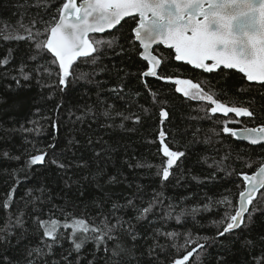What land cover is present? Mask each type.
Returning <instances> with one entry per match:
<instances>
[{
    "label": "trees",
    "instance_id": "trees-1",
    "mask_svg": "<svg viewBox=\"0 0 264 264\" xmlns=\"http://www.w3.org/2000/svg\"><path fill=\"white\" fill-rule=\"evenodd\" d=\"M63 3L0 0V264H61L65 256L64 264H174L197 242L204 248L186 264H264V188L241 227L218 235L226 212L237 208L240 175L264 162V144L233 139L223 122L239 120L228 124L233 128L264 124V85L234 70L192 68L161 46L154 49L158 78L144 77L148 66L138 44L130 43L132 17L110 33L90 36L102 43L74 61L60 85L58 63L35 43L46 39ZM29 32L40 36L30 39ZM176 79L199 83L220 102L254 115L214 116L209 101L177 92ZM161 109L168 113L163 123ZM161 130L169 148L185 154L167 179L160 173L167 160ZM42 153V163H29ZM225 198L230 203H218ZM50 219L64 232L55 243L37 223ZM73 219L101 229L107 224L111 238H89L77 251L71 229L63 228ZM38 247L41 254L29 257Z\"/></svg>",
    "mask_w": 264,
    "mask_h": 264
},
{
    "label": "snow or ice",
    "instance_id": "snow-or-ice-1",
    "mask_svg": "<svg viewBox=\"0 0 264 264\" xmlns=\"http://www.w3.org/2000/svg\"><path fill=\"white\" fill-rule=\"evenodd\" d=\"M125 17H132L136 21V26L131 30L133 36L130 43L135 45L138 42L139 48H142L139 55L148 64L147 71L142 73L143 76H157L156 69L161 60L153 54V45H164L174 50L176 61L187 62L196 69L208 73L221 67L236 69L248 81L260 82L264 85V0H79V3L77 0H65L58 9V19L54 16L46 28V39L35 43V47L51 53L54 57L51 63H58L59 67L58 82L64 85L72 75L73 62L78 57H89L97 51L94 44L102 43L101 40H91L89 34L104 33L106 29H114ZM39 36V32L35 35L29 32L30 39L35 40ZM108 43L110 45L111 41ZM21 74L27 79L23 68ZM175 84L181 85L176 91L185 97L209 101L212 105L209 111L212 114L222 113L227 117L230 113H234L237 118L254 115L248 107L228 106L220 102L212 94L205 92L199 83L176 79ZM159 116L163 123L168 113L161 109ZM239 122V120H225L222 131L233 137H243L253 145L264 142V124L239 129L228 126L229 123ZM165 136V131L161 130L160 151L164 157H167L162 175L167 179L170 175L169 170L185 154L171 150L165 143ZM44 159L43 153L34 155L31 156L29 163L35 165L42 163ZM242 178L245 189L239 194V207L234 210V214L226 212L225 219L220 221L226 226L223 227V231L218 232L219 236L241 227L244 215L249 211V205L253 204L258 189L264 188V163L260 164L255 174H242ZM12 195L13 192L10 191L8 196ZM218 203L230 202L225 198ZM129 204L131 205V201ZM5 206H8L7 201ZM151 208V204L143 208L141 215L148 213ZM176 219L179 220L180 217L177 216ZM19 222L18 218L17 223ZM37 223L43 228V237L51 238L53 243L59 239L57 231L60 227L59 221L38 220ZM63 228L71 229V236L68 238L77 251L89 238H94L97 242L105 237L111 238L108 235L111 228L107 224L104 229L92 227L85 219H73L70 224L64 223ZM166 235L171 237L175 236V233H166ZM78 240L80 242H77ZM187 243L191 244L192 240L189 239ZM46 246L50 251L52 250L51 244ZM203 248L204 245L197 242L181 259H176L174 264H186L198 250ZM33 254H41V249L35 248L28 255L31 257ZM65 261H68L67 256L62 257L61 264ZM28 264H32L30 259Z\"/></svg>",
    "mask_w": 264,
    "mask_h": 264
},
{
    "label": "water",
    "instance_id": "water-1",
    "mask_svg": "<svg viewBox=\"0 0 264 264\" xmlns=\"http://www.w3.org/2000/svg\"><path fill=\"white\" fill-rule=\"evenodd\" d=\"M64 2H65V0H64ZM77 2L79 3V1L77 0ZM128 18H131V17H125L122 21H124V20H126V19H128ZM58 19V18H57ZM137 19H138V17H137ZM121 21V22H122ZM119 25H117L116 27H118ZM115 29V28H114ZM114 29H106L105 30V32L104 33H90L89 34V36H93V35H104V34H106V33H110V32H112ZM137 44H138V46H139V43L138 42H136ZM159 46H161V47H163V48H166V49H168L166 46H164V45H159ZM159 46H157V45H153V49H155L156 47H159ZM140 49V51H142V48H139ZM173 51V53H174V50H172ZM51 54V53H50ZM153 54L154 55H156L154 52H153ZM140 56V55H139ZM157 56V55H156ZM79 58H83V57H78L77 59H79ZM140 58L143 60V61H145L144 59H143V57H141L140 56ZM158 58V57H157ZM159 59V58H158ZM174 60H175V53H174ZM176 61V60H175ZM146 62V64H147V61H145ZM177 62H180V63H184V64H187V65H189L190 67H192V68H195L193 65H190V64H188L187 62H183V61H177ZM147 66H148V64H147ZM159 67H160V65H158L157 66V73H158V69H159ZM221 68H223V67H221ZM220 68V69H221ZM224 69V68H223ZM198 70H201V69H198ZM226 70H234V71H236V72H238V73H240L238 70H236V69H226ZM201 71H203V70H201ZM215 71V70H214ZM205 72V71H204ZM240 74H242V73H240ZM243 75V74H242ZM244 76V75H243ZM145 77V76H144ZM147 77H150V78H158V76H155V77H152V76H147ZM245 77V76H244ZM245 80L248 82V83H253V84H261L260 82H256V81H248L247 80V78L245 77ZM257 127V126H256ZM249 128H252V127H249ZM236 129H239V128H236ZM233 137V136H232ZM233 139H235V140H237V141H239V142H244V143H247V144H250V145H253V144H251L249 141H247V140H245V139H243V137H233ZM262 144H264V142H261V143H259V144H256V145H262ZM256 145H253V146H256ZM264 163V162H263ZM260 167V166H259ZM259 167L253 172V173H250V174H247V175H253V174H255L257 171H258V169H259ZM240 178L242 179V181H243V178H242V174L240 175ZM243 183H244V188H243V191H244V189H245V182L243 181ZM263 188H260V189H258V191H257V194H256V197H257V195L259 194V192L262 190ZM256 199V198H255ZM239 204H240V196H238V200H237V208L239 207ZM249 209H250V205H249ZM248 212H246L245 213V215H244V217L246 216V214H247ZM243 220H244V218H243ZM242 225V224H241ZM238 229V228H237ZM234 230H236V229H234ZM234 230H232V231H234ZM231 232V231H230Z\"/></svg>",
    "mask_w": 264,
    "mask_h": 264
},
{
    "label": "rangeland",
    "instance_id": "rangeland-1",
    "mask_svg": "<svg viewBox=\"0 0 264 264\" xmlns=\"http://www.w3.org/2000/svg\"><path fill=\"white\" fill-rule=\"evenodd\" d=\"M176 87H181V85H177L176 84ZM231 106H235V105H231ZM211 107H212V105H211ZM214 116H224L222 113H216V114H213ZM225 117V116H224ZM180 159H182V157L180 158ZM166 164V163H165ZM165 166V165H164ZM178 166L180 167V166H183V164H180V163H178L177 162V164L176 165H174L169 171H171L172 169H176V168H178ZM160 173H161V175H162V173H163V170L162 171H160ZM107 175V174H106ZM163 176V175H162ZM107 179H109L108 177H107ZM102 206H104L103 204L101 205V207ZM58 232H63L62 231V229H58ZM42 233H43V230H42ZM64 233V232H63Z\"/></svg>",
    "mask_w": 264,
    "mask_h": 264
}]
</instances>
